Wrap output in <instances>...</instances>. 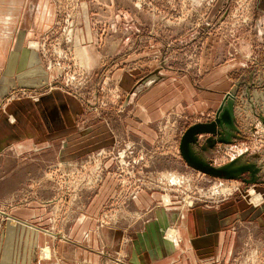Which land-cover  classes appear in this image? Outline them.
<instances>
[{
	"label": "rangeland",
	"instance_id": "374dc122",
	"mask_svg": "<svg viewBox=\"0 0 264 264\" xmlns=\"http://www.w3.org/2000/svg\"><path fill=\"white\" fill-rule=\"evenodd\" d=\"M10 2L4 0L0 13V112L14 99L58 89L80 102V131L103 123L112 136L87 152L62 154L69 144L61 138L26 154L13 147L0 151V264L56 262L62 242L70 249L63 258L72 259V227L86 218L100 244L104 228L123 231L128 239L156 215L146 208L134 216L135 200L146 193L157 196L151 207L165 214L228 210L222 224L237 235L227 264H264V0H52L54 26L28 43L18 67L11 63L17 8ZM230 65L228 76L235 80L229 87L221 69ZM148 73L152 81L143 85ZM206 79L211 83L203 84ZM170 81L177 92L172 86L155 104L165 107L158 109L161 115L146 120V94ZM225 91L234 95L228 104L235 126L221 135L231 144L209 147V135H203L192 149L214 167L255 165L256 180L248 185L249 171L232 181L215 179L188 166L180 152L182 135L213 120ZM144 123L151 133L142 131ZM30 210L45 216L23 220ZM182 231L166 226L162 236L177 247ZM41 234L54 243H40ZM182 249L179 262L190 263L193 249ZM217 249L210 247L206 259L197 254L199 264L217 262Z\"/></svg>",
	"mask_w": 264,
	"mask_h": 264
},
{
	"label": "crops",
	"instance_id": "0c3cea01",
	"mask_svg": "<svg viewBox=\"0 0 264 264\" xmlns=\"http://www.w3.org/2000/svg\"><path fill=\"white\" fill-rule=\"evenodd\" d=\"M6 1L10 2V0ZM51 1L52 0H11L13 4H16L17 8L13 12L15 17H17L13 25L17 31V36L14 38L16 42H14V51L12 50L11 53L13 55H11L12 65L18 67V62H23L26 58V48L29 47L28 43L38 40L37 37L40 36L41 33L54 26L53 23L56 10ZM111 4L113 5V0ZM4 9H6L4 0H0V13L5 12ZM7 46H9V44ZM4 58L2 49V52L0 50V61H3ZM233 66L230 65V67L227 66L221 69V77L225 76L227 78L229 87L231 81L235 80L232 76H228L233 72L231 71ZM149 75L151 76L149 73L145 75V78L142 80L143 85L152 81ZM152 77L160 79L159 76ZM213 77L214 76L211 77V81H213ZM208 81L210 80L206 79L203 84L208 85ZM170 82L169 84H161L152 94L149 95V92L146 94L149 96V99L144 102L143 106V117H145L146 120L157 111V116L161 115V111L165 109V107L160 106L158 109L160 108L162 110H158L155 104H161L160 100L169 94L168 91L172 86L173 90H176L177 85L175 81ZM187 83L191 88V83L189 81H187ZM205 88L206 89L203 91L217 93L212 92L213 90L209 87ZM227 91L224 93L227 94ZM206 106L208 108V105ZM206 106H204L203 109L209 112L210 109H207ZM208 112H205V114ZM0 113V151L13 147L18 155L34 152L41 147L43 148V146L49 147L52 142L60 138L66 139L69 144H67L66 150L62 151V154L64 152H66L65 154H69V151L72 153L74 150L87 152L94 147L105 144L104 140H106L109 135L112 136L110 127H107L103 123H101V126L96 125L92 127V129L90 128L84 132L80 131L75 123L77 116L84 113L80 102L76 97L58 89L49 93H44L35 98L27 97L24 99H14ZM211 117L212 115L208 116L209 119ZM11 118H14L12 123L10 121ZM140 128L142 131L152 132L148 129L149 127L146 123L141 125ZM210 138L214 140L217 139L216 137L208 136L206 140L208 141ZM76 140L80 141L77 142ZM29 142L30 145H27ZM95 143H98L97 146ZM100 143L101 145H99ZM17 144L28 146V148L19 149L21 146L17 147ZM103 193L104 192H102L101 195H103ZM156 197V195L153 197L146 193L139 196V199L134 202L135 217H137V215L140 216V211L146 210V208L153 210L156 214L154 216L151 214V219L145 224L143 223L147 231L144 229L141 231L136 230L128 234L129 237L127 239L123 231L104 228L102 230L103 233H101L102 240L100 244V241L96 239V235L92 232L95 230L94 223L90 221V218L81 219L74 224L69 237L70 240L78 246H75L74 250L71 252L72 254L70 257H72V259L65 260L63 258V254H69L70 249L67 244L60 241L62 243H60L57 248V255L58 258L61 259H57L56 262L54 260L51 262L49 261L48 264H120V262L125 264L123 262L124 258H127V264H136L133 262L136 260L139 261L137 264H182L179 262V257L181 256L180 252L184 251L182 248H185L187 251L191 248L193 249V251L191 250L187 253L190 258V263L186 261V259L184 264H187V262L188 264H199L198 258H196L197 254H202L203 259L209 258L211 254L208 250L210 247L214 246L218 248L217 253L219 254V260L214 264L228 263L235 242L234 237L237 235L235 230V232H231L230 230L226 231L224 229L225 225L222 224L224 219H226L225 216L228 210L219 212L205 211L204 213L192 212L185 216L179 215L180 210H176V215L169 211L165 214L163 208L157 209L156 206H153V208L151 207L155 204L154 200ZM238 210L234 206V212L236 211L237 213ZM23 214L25 215H23L22 219L25 221H31L35 218L45 216V214L40 211L32 210ZM153 217H155V219ZM163 223L169 228L174 227L177 228V230H183L177 247L172 246V244L164 240L162 232L166 226H164ZM134 226L137 228V223H134ZM85 236L88 237L85 239ZM46 241H49L51 245L54 243L49 236L41 234L40 243L44 244ZM196 242H200L201 244ZM203 242H207L206 245H204ZM194 246H200L199 248L201 250L198 252L194 249ZM7 248L11 249V245L9 244ZM222 248L224 251L225 249L227 251L229 250L228 253H226L227 251L224 253ZM84 249L88 251L91 250L95 259L90 257V253ZM107 249H111L113 255H110ZM101 251L103 252L101 253ZM255 252L257 255L261 254L260 248L258 247ZM6 256L9 258L8 255ZM207 262L206 264H212L209 263L210 261Z\"/></svg>",
	"mask_w": 264,
	"mask_h": 264
},
{
	"label": "water",
	"instance_id": "95a60500",
	"mask_svg": "<svg viewBox=\"0 0 264 264\" xmlns=\"http://www.w3.org/2000/svg\"><path fill=\"white\" fill-rule=\"evenodd\" d=\"M234 97L233 94H227L224 98L220 108L217 110L212 121L197 123L188 128V130L182 135V140L180 144V152L182 157L188 166H191L196 171L206 174L215 179L224 180H234L238 179L240 175L251 172L253 175L257 174V170L254 169L253 165L243 166L236 165L235 161L229 166L214 167L205 160L198 159L193 152L192 147L194 145L198 146L199 140L203 135H209L210 137H216L217 139H208L207 143L209 147H214L217 142L223 144H231L228 138L221 135L222 130L229 128L232 129L235 126V121L233 119V108L228 102ZM264 122V118L261 117ZM255 179V176L253 177ZM256 180V179H255Z\"/></svg>",
	"mask_w": 264,
	"mask_h": 264
},
{
	"label": "flooded vegetation",
	"instance_id": "af4514ba",
	"mask_svg": "<svg viewBox=\"0 0 264 264\" xmlns=\"http://www.w3.org/2000/svg\"><path fill=\"white\" fill-rule=\"evenodd\" d=\"M262 121V120H261ZM209 122V121H208ZM264 123V122H263ZM199 124V123H198ZM207 146H208V143H207ZM252 165V164H251ZM248 166H250V165H248ZM255 166V165H254ZM254 169H256V170H258L256 167L254 168ZM258 173V172H257ZM250 174H251V178H250V180H248V182H247V185H248V183H252V181L254 180L253 179V177H252V173L250 172Z\"/></svg>",
	"mask_w": 264,
	"mask_h": 264
},
{
	"label": "bare ground",
	"instance_id": "6f19581e",
	"mask_svg": "<svg viewBox=\"0 0 264 264\" xmlns=\"http://www.w3.org/2000/svg\"><path fill=\"white\" fill-rule=\"evenodd\" d=\"M253 193H254V192H253ZM253 193H252V194H253ZM168 199H169V198H168Z\"/></svg>",
	"mask_w": 264,
	"mask_h": 264
}]
</instances>
